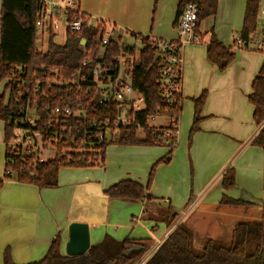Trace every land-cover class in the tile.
I'll list each match as a JSON object with an SVG mask.
<instances>
[{
  "label": "trees",
  "instance_id": "1",
  "mask_svg": "<svg viewBox=\"0 0 264 264\" xmlns=\"http://www.w3.org/2000/svg\"><path fill=\"white\" fill-rule=\"evenodd\" d=\"M219 0H179L176 20L189 3L198 6L196 31L199 32L202 20L217 11ZM261 0H246V8L240 37L248 40L256 30ZM41 11L40 0H2L0 22V83L8 80L4 92L0 95V120L4 122V172L0 177V188L5 180L30 183L39 188L56 187L58 175L64 167H95L105 165L107 147L112 143L122 145H160L165 139L171 142V150L160 161L172 159L178 129L158 127L149 117L164 113L167 105L163 91L165 82L159 74L161 62L150 36L131 34L140 46L122 44L123 36L102 44V29L106 23L100 21L96 26H83L81 30L65 31V42L55 41L56 34L48 32L46 52L37 45V21ZM83 18L89 14L79 11L68 13L66 22ZM176 23V22H175ZM85 40L84 44L82 41ZM125 47H127L125 49ZM128 52L138 59L128 63L131 68V85L143 93L146 107L131 113L134 120L126 125L115 126L118 105L114 100L99 102L95 96L93 71L97 63L114 64V58L121 51ZM208 61L223 71L234 60L233 47L225 46L212 32L206 44ZM87 60V64L83 62ZM77 73L86 81L78 80ZM78 80V81H77ZM10 97L6 100V90ZM194 102V120L191 132L199 129L202 110L207 100V91L192 99ZM254 107L253 119L256 125L264 121V62L252 81V92L248 95ZM27 103L35 106L38 119L35 124L23 122L19 111ZM78 104L86 116L74 117L58 122L54 110L57 105H71L73 111ZM182 113V93L177 94L176 102L169 109L171 116L179 119ZM132 116V115H130ZM110 121L107 128L103 121ZM66 126V127H64ZM19 128L39 132L43 145L50 144L55 149L54 157L40 162L37 154L22 148L13 149L10 142ZM109 137L100 138L101 133ZM171 130V134L167 132ZM139 132H142L140 136ZM252 144L264 149V128L252 140ZM153 172V171H152ZM152 172L146 185L133 179H122L104 190L110 199L132 202L150 200ZM222 188L229 190L236 185L235 170L227 168L221 180ZM249 202L235 199L224 194L219 205L244 207ZM168 226H172L177 215L168 213ZM167 218V217H166ZM162 220V218H161ZM151 239L125 237L121 240L106 234L103 239L91 244L87 253L70 256L62 251L63 239L57 234L52 240L46 256L29 264H138L151 250ZM134 246H139L134 248ZM3 264H17L12 257L10 247L3 253ZM142 264H264V219L255 221H236L229 241L205 237L199 247L196 246V234L186 223L179 222L165 240Z\"/></svg>",
  "mask_w": 264,
  "mask_h": 264
},
{
  "label": "crops",
  "instance_id": "2",
  "mask_svg": "<svg viewBox=\"0 0 264 264\" xmlns=\"http://www.w3.org/2000/svg\"><path fill=\"white\" fill-rule=\"evenodd\" d=\"M53 1L64 2L65 0ZM75 1L80 12L95 16L96 20L119 24L123 29L125 28L127 34L162 38L139 32L133 20L126 18L127 11L120 10L117 0L114 5V0ZM178 1L173 9L174 25ZM1 5L2 0H0V20ZM245 8L246 0H219L216 13L202 20L199 25L203 43L190 44L182 51L183 113L179 117V119L182 118L181 129H179V122L176 125L178 129L176 143L178 134L183 136L193 126L194 102L192 99L200 96L203 91H207V100L202 110L203 119L199 129L194 131L192 145L188 146V149L184 148L183 154H179L175 160V164L177 161L181 164V172L184 175L189 169L194 168L199 177L197 182L200 183L196 192L186 185L181 187L180 180L176 178L180 172L178 169H173L172 158L169 165H159V168H164V173L160 175V180L156 175L148 191L150 200L132 202L110 199L104 194V190L116 183L118 179H133L144 184L142 177L139 179L130 174L136 161L125 160V153L132 150L128 148L130 145L122 144L107 147L105 164L107 158L108 168L64 167V170L61 168L56 187L39 188L30 183L5 180L0 189V264H3L1 256L8 246L11 247L12 257L17 264H29L42 260L57 234H60L63 239L62 251L65 253L69 224L74 221L89 225L92 244L100 242L106 234L118 240L128 236L135 239L150 238L151 250L141 260L144 261L179 222L184 221L188 224L186 217L196 204L200 207L217 206L215 210H219L218 208L221 207L219 201L226 194L239 200L256 201L257 204L248 203L244 207L226 206L224 209L234 211L244 209L249 212L252 210L259 216L263 215L264 149L252 144V140L264 128V121L256 125L253 119L254 107L249 102L248 95L252 92V81L264 62V45L261 50L233 49L235 58L223 71L211 64L206 57V44L212 32L228 47L233 45V37L241 35ZM263 20L264 3H261L257 27L250 37H260ZM167 121L157 126L168 127V117ZM4 128V122L0 120V140L4 139ZM170 150L171 147L168 152ZM175 150L174 148L173 152ZM122 155L124 161L120 159ZM156 158L154 155L150 156L148 164ZM112 160L119 163L111 166ZM2 166L0 164V177L4 172V166L3 168ZM165 167L168 169L167 172ZM229 167L235 170L236 185L232 189L225 190L222 188L221 180L224 171ZM192 198L195 199L193 201L195 204L190 206L189 202ZM168 213L177 216L182 213L170 227L165 217ZM236 221V219L231 220V228ZM142 222L153 223L152 230L149 235L147 234L148 237H142L144 232L137 230L144 227L145 223ZM161 222H164L167 227L162 237H158L154 230ZM220 225L223 231L228 230V225L223 223ZM148 230L149 228H145L146 232Z\"/></svg>",
  "mask_w": 264,
  "mask_h": 264
},
{
  "label": "built area",
  "instance_id": "3",
  "mask_svg": "<svg viewBox=\"0 0 264 264\" xmlns=\"http://www.w3.org/2000/svg\"><path fill=\"white\" fill-rule=\"evenodd\" d=\"M41 11L39 19L37 21L38 29L49 32L52 31L56 35L65 28H69L71 31H78L83 26H96L91 19L78 18L70 22H66L68 13L71 11L79 10L77 2L75 0H68L66 2H56L53 0H40ZM264 3V0H261ZM79 10V14H80ZM100 21V20H98ZM198 21V6L195 3H189L185 6L183 12L176 20V28L178 30L177 37L175 39H162L151 37V41L156 47L157 53L160 54L161 62L159 65V74L161 79L165 82L163 96L167 108L164 113L158 115H151L150 121L155 120L159 115H165L169 118V126L167 128H174L177 125L178 119L169 114V109L172 108L176 102L177 94H181L182 85V51L190 45L196 43H202L199 34L196 31ZM106 23V22H105ZM126 30L118 27L114 24L106 23L105 28L102 29V44L106 45L111 42V39H117L119 36H125ZM122 44H126L124 40ZM264 45V20L260 29V37H250L248 40H244L240 36L233 37V49L238 48H250L254 50H261ZM140 46V43H139ZM127 47H125L126 49ZM114 58V64L107 65L105 63H97L94 71V84H95V96L99 95V102L104 103L109 100H114L118 105V116L114 121L115 126L126 125L134 120V115L131 113L141 111L145 109L146 102L144 95L141 91L136 90L131 85V68L128 67V63L138 59V53L136 57H132L128 52L124 50ZM87 60L83 62L86 65ZM113 69V73H109L110 69ZM78 80L86 81V76L82 77L77 73ZM77 80V81H78ZM19 111L23 114V122L29 124H35L39 118L36 113L35 106H30L28 103L25 107H21ZM33 112V113H31ZM55 120L58 122L60 118L71 119L74 117L86 116L82 110V105L78 104V110L73 111L71 105L62 107L57 105L54 110ZM132 115V116H130ZM103 126L107 128L110 121L108 119L103 121ZM66 127V126H64ZM171 134V130L167 132V135ZM27 135H33L40 137L39 132L33 131L27 128H19L15 134L13 140L10 142V146L15 150L22 148L24 150H31L36 152L37 160L44 161L43 145L29 144V138ZM109 137L108 129L106 133H101L100 138ZM169 144L170 140L165 139ZM43 144V143H42Z\"/></svg>",
  "mask_w": 264,
  "mask_h": 264
},
{
  "label": "rangeland",
  "instance_id": "4",
  "mask_svg": "<svg viewBox=\"0 0 264 264\" xmlns=\"http://www.w3.org/2000/svg\"><path fill=\"white\" fill-rule=\"evenodd\" d=\"M66 1L68 0H65L64 2ZM117 1H118L120 10L127 11L128 14L126 18H131L133 20V24L135 25L137 29H139L138 30L139 32L143 34L157 35L164 39H171L172 37H177L178 30L176 28V25H174L172 22L173 17H174L173 9H174V5L177 0H117ZM115 2L116 0H114L113 5L115 4ZM89 17L91 21L93 22V24L95 25L99 24L100 21L96 20L95 16H89ZM114 25L123 28L119 24H114ZM65 36H66L65 28H63L62 31L56 35L55 41L59 44H63L65 42ZM37 37H38L37 45L40 51L46 52L47 44H48V32L43 31L42 29L39 28ZM123 38H124L123 40L125 43L132 45V46L134 45L136 46L137 49L139 48V41L135 40L131 36V34L126 33ZM7 82L8 80H4L2 83H0V93L4 92L5 85ZM5 94H6V100H7V98L10 97V89L9 90L7 89ZM182 113H183V109H182ZM167 122H168L167 117L165 115H159L155 120L152 121V124L154 126H157L159 124L167 123ZM177 122H179L178 124L179 129H181L182 118H180L179 121ZM194 133L195 132H191L190 130V131H187L183 136L178 134V142L175 143L174 145V148L176 150L172 154V158H173L172 160L174 161L173 169H178L180 172V174L176 178L180 180L181 187L186 185L189 187V189H193V191L196 192V189L198 188L200 183L197 182V179L199 177L195 173L194 168L189 169L188 172L184 175L183 172H181L182 167H180L181 164H179V161H177V163L175 164V160L177 156L179 154H183V149L184 148L188 149L190 145H192ZM139 134L140 136H142V132H139ZM27 137L29 138V142H28L29 144L30 143L37 144L38 146L43 145L40 137H35L33 135H27ZM164 142H165L164 144H160V145H157V144L156 145H130L128 146V148L132 150V152L125 153L124 155L126 161H131V162L136 161L135 164L132 166L133 169H131L130 174H132L133 176H136L137 178L142 177L141 180L144 181L143 183L145 185L148 183L150 173L152 171H153L152 176H151L152 181L150 185L153 184V181L155 180L156 175L159 177V180H160V175H163L164 168L162 167L159 168V165H162V164L169 165L170 164V162L160 161L161 158L164 157L168 153L169 147L173 146V145L171 146L168 145L165 140ZM116 144L117 143H112L110 144V146L116 145ZM43 146H44L43 148L44 150H43L42 156L44 157V159H50L54 157L55 155L54 147L50 144H46ZM5 149H6V145H5L4 139H2L0 140V164L3 166H4L3 157H4ZM143 149H145V151H141ZM153 155L157 158L153 162H151V164H148L149 157ZM120 159L124 161L123 155L120 156ZM111 162H112L111 166L117 165V163H119V162H116L115 160H112ZM99 167H101L102 169L108 168L107 158H106V164L103 166L85 167V168L98 169ZM165 168L167 172L168 169L167 167ZM64 169L65 168H63V170ZM63 170H62V174L64 172ZM119 180L120 179H118L117 181ZM150 189H151V186H150ZM194 200H195L194 198L190 200L189 202V205L191 204L190 206L195 204L193 202ZM162 207L164 210V206ZM216 207L215 206L214 207H209V206L200 207L199 205L196 204V207L194 209H191L189 211L188 216L186 217V221L188 222L189 226L194 230L196 234V246L197 247L200 246L201 241L204 239L205 236L215 238V239H220L223 241H229L232 236V228H231L232 226L230 225V222L232 219H236L237 221H255V220L264 219V213L263 215L259 216V214L255 213L252 210H251L252 213L244 209L234 211V210L224 209L226 206H221L218 208L219 210H215ZM189 208H187V210ZM181 214L182 213H179L178 216H181ZM165 217H167L166 220L169 219L168 214ZM144 223H143L144 227L142 226V228H138L137 230H140L139 232H144V236L142 237H148L150 230H152L151 227L153 226V223L152 222H144ZM220 223H223L226 226L228 225L227 226L228 230L223 231L222 225H220ZM147 227L149 228V230L146 232L145 228L148 229ZM166 227H167L166 224L164 222H161L158 228L154 230L155 234L158 237H162V235L166 231ZM3 253H2L1 259H3ZM11 254H12V250H11Z\"/></svg>",
  "mask_w": 264,
  "mask_h": 264
},
{
  "label": "water",
  "instance_id": "5",
  "mask_svg": "<svg viewBox=\"0 0 264 264\" xmlns=\"http://www.w3.org/2000/svg\"><path fill=\"white\" fill-rule=\"evenodd\" d=\"M84 42L85 40L82 41V44H84ZM109 73H113L112 67ZM242 200L252 204H257L256 201L248 199ZM91 244V232L90 227L87 223L74 221L69 224V234L65 243V253L67 255H83L88 252ZM138 247L139 246H134V248ZM144 261H140L139 264H142Z\"/></svg>",
  "mask_w": 264,
  "mask_h": 264
}]
</instances>
